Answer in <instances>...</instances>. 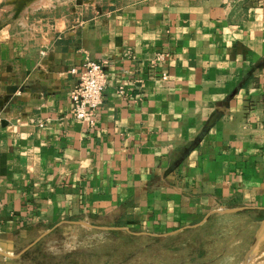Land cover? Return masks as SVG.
Returning a JSON list of instances; mask_svg holds the SVG:
<instances>
[{"label":"crops","instance_id":"crops-1","mask_svg":"<svg viewBox=\"0 0 264 264\" xmlns=\"http://www.w3.org/2000/svg\"><path fill=\"white\" fill-rule=\"evenodd\" d=\"M87 58L107 61L91 127L70 99ZM249 211L264 212V0H0L1 251L61 221L163 234Z\"/></svg>","mask_w":264,"mask_h":264},{"label":"rangeland","instance_id":"rangeland-1","mask_svg":"<svg viewBox=\"0 0 264 264\" xmlns=\"http://www.w3.org/2000/svg\"><path fill=\"white\" fill-rule=\"evenodd\" d=\"M73 224L42 238L24 264H264V212L214 216L167 237Z\"/></svg>","mask_w":264,"mask_h":264},{"label":"built area","instance_id":"built-area-1","mask_svg":"<svg viewBox=\"0 0 264 264\" xmlns=\"http://www.w3.org/2000/svg\"><path fill=\"white\" fill-rule=\"evenodd\" d=\"M163 59L162 54L156 56V60ZM105 60H95L87 58L82 68L77 71L72 69L73 73H78V80L71 91V114L73 118L84 121L88 126H93L97 118V110L103 101V92L107 85ZM163 80L167 79L166 74H162ZM117 91L124 93L122 86Z\"/></svg>","mask_w":264,"mask_h":264},{"label":"water","instance_id":"water-1","mask_svg":"<svg viewBox=\"0 0 264 264\" xmlns=\"http://www.w3.org/2000/svg\"><path fill=\"white\" fill-rule=\"evenodd\" d=\"M242 210V208L240 209H227V210H223L221 212L225 213V212H236ZM207 218H204L203 221H201L198 224L195 225H190V226H184L181 227L173 232H169V233H163V234H153V233H149V232H143V231H132L131 229H129L127 226H100V225H95V224H91L85 221H70L72 223L75 224H79L88 228H93V229H100V230H121V231H126L128 233L134 234V235H150V236H154V237H167V236H171L174 234H177L183 230L189 229V228H195L199 225H201L202 223L205 222ZM67 221H61L59 223L54 224L52 227L46 229L44 232H42L40 235H38L33 241H31L30 243H28L25 247H23L20 251H18L15 254H10V253H6L0 250V255L7 257V258H11V259H16L19 258L20 256H22L25 252H27L30 248H32L33 246H35L42 238H44L45 236H47L48 234H50L51 232H53L56 228H58L61 224L66 223ZM239 264H248L246 260H244L243 262L239 263Z\"/></svg>","mask_w":264,"mask_h":264},{"label":"trees","instance_id":"trees-1","mask_svg":"<svg viewBox=\"0 0 264 264\" xmlns=\"http://www.w3.org/2000/svg\"><path fill=\"white\" fill-rule=\"evenodd\" d=\"M111 226H124V225H121V224H114V225H111ZM27 254H28V252H26V253L22 256V258L24 259V258L26 257Z\"/></svg>","mask_w":264,"mask_h":264}]
</instances>
